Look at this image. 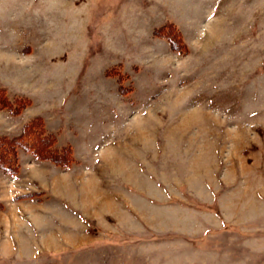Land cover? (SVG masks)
Listing matches in <instances>:
<instances>
[{"label":"rangeland","instance_id":"1","mask_svg":"<svg viewBox=\"0 0 264 264\" xmlns=\"http://www.w3.org/2000/svg\"><path fill=\"white\" fill-rule=\"evenodd\" d=\"M0 136V264H264V0H0Z\"/></svg>","mask_w":264,"mask_h":264},{"label":"crops","instance_id":"2","mask_svg":"<svg viewBox=\"0 0 264 264\" xmlns=\"http://www.w3.org/2000/svg\"><path fill=\"white\" fill-rule=\"evenodd\" d=\"M28 163L31 164L32 161H29ZM77 170H78L77 167H73L71 171L69 169L67 171H65L64 169H61L60 168V169H58L59 173L56 174V175H54L55 177H53V179L51 180V182H49L48 186H46V185L45 186L47 188H51V189H53V187H54V189H55V185L56 184H57L56 185V188H58L57 186L60 185L59 187L61 188V192L56 191L54 194H55V197L58 198L57 201H59V202L62 203V200L61 199L62 198H65V195L67 193L70 194L69 191H70V188L71 187H70L69 184H71V186H72V188L74 190L76 188L80 189L82 187L85 191L88 192L87 197L89 198V190L90 189H88V187L86 186V182L87 181H93V182L96 181V184L98 185V187L100 189H102V191L100 192V194L103 196V198H102V201H100V202L102 203V207H103V203H106L107 202V200H106L107 198L105 196V194L107 193L106 190H109V188H108L109 185H107V180L105 179V177H102V174H99V173L93 171L89 175V176H92V177H90V179L87 180V181L86 180L83 181L82 178H81L82 176H80V173L77 172ZM30 171H31L32 174H37V172H40V170H36L35 171V166L33 168H31ZM65 178H67L68 180H66ZM81 180L84 183L82 186L81 185H78V184H80V181ZM80 193H82V192H79L78 199L75 198V197L72 198L70 195L68 197H70L72 199H69L66 196L67 197L66 198L67 202L71 206H73V207L75 206L74 207L75 210H78V211H79V207L81 205V204H79V200H80V197H81ZM90 194H92V193H90ZM87 197L86 198L84 197V199H87ZM4 198L5 197H3V196L0 195V200H2L4 203H6L4 201ZM44 198H46V197H44ZM42 200L44 201L45 199H40L38 205H34L35 203H29L28 205H25L26 204V202H25V203H22L24 206L21 205V208H18V207H20V205H18V206L15 205V207H11L10 210H12V208L15 209V215L17 217L16 218V221H19V222H21V224H23L22 226H23V231L24 232H26V229L25 228H27V227L29 228V230H31V231L33 230L34 231V232H32L33 233V238H32L33 241H31V242H32V245H34V243H36L35 244L37 246L36 248L39 249V248H41L44 245L50 246V244H53L51 242V240H52L51 235H49V234H53V236H55V237L58 236L56 238L57 239V242H55V245H58L59 247L65 246L66 245L65 243L70 244L71 242L69 241L68 236L65 235V233L62 231V228H64V227H61V228L55 227L54 228V231H52V232H51L50 229L47 232V230H48L47 229V230H45V232H47V234L44 233V229L46 228V225L42 224L40 222V219H42L41 217L46 213L45 211L48 210L47 207H51V206L48 205V204H46V203H44ZM33 205L36 206V207H34ZM59 207L61 209H63L62 206H59ZM16 209H19V210H16ZM23 210L25 212H28V214L30 213L32 215V219L30 218L31 220H29V221L26 222L24 220V218L23 219L21 218V215L18 213V211H22L23 212ZM47 213H49V212H47ZM63 214L64 213H62V215ZM51 217H53V214L52 213H51ZM74 219H76V218H74ZM77 219H79L78 216H77ZM11 220L9 222H7V224H5L6 225L5 226L6 229H7V227H9L8 225H11V223H12ZM24 221H25V224H24ZM61 222H62L63 225L66 223L68 228L72 226V227H75L76 229H79V227H78L77 224L78 223L81 224V222H78V223L72 222V223L69 224L65 220L64 216H63ZM4 231L5 230L1 231V229H0V254H4L5 255V254H7L8 250L10 251L9 247L13 246V248L15 249L14 246H18V245H19L18 246L19 248H18V250L16 249V251H20L19 253H21V252L23 253V251L25 252V250H24V248H25V240H23L24 239V235H22V234L20 235V233H15L13 229H10L9 230L10 233L8 235H6V233ZM13 233H15V234H13ZM8 242H10V245L9 246H8V244H9ZM15 242H17V243H15ZM22 256H23V254H22Z\"/></svg>","mask_w":264,"mask_h":264},{"label":"trees","instance_id":"3","mask_svg":"<svg viewBox=\"0 0 264 264\" xmlns=\"http://www.w3.org/2000/svg\"><path fill=\"white\" fill-rule=\"evenodd\" d=\"M40 119H37L36 120V122L32 125V123H27L26 125H25V129H24V136L27 134V133H29V134H32V133H34V134H37V133H41L42 132V130L40 131V132H37L38 130H37V128H36V126H37V123H40ZM41 125H42V123H40ZM23 136V137H24ZM3 136H0V146H1V144H3V143H8L9 145L8 146H10V147H13L14 145H19V142H17V140L19 139V138H4L5 139V141L3 142V138H2ZM23 137H22V139H23ZM20 139H21V137H20ZM20 141V140H19ZM21 144L23 143V144H25V142H20ZM38 147H34L33 148V150L35 151V152H38V151H36V149H37ZM3 148H0V150H2ZM10 149V148H9ZM67 148H62L60 151H59V153H57V155L58 154H61V157L60 158H62V157H64V161H69V160H71V156H69L68 154L67 155H65L63 152L66 150ZM1 158V157H0ZM60 158L59 157H56V158H53V160H55V161H57V163H64L63 162V160H60ZM7 169L9 170V168L7 167Z\"/></svg>","mask_w":264,"mask_h":264}]
</instances>
